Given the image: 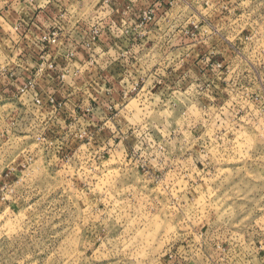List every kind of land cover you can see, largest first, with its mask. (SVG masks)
Listing matches in <instances>:
<instances>
[{
  "label": "clouds",
  "instance_id": "clouds-1",
  "mask_svg": "<svg viewBox=\"0 0 264 264\" xmlns=\"http://www.w3.org/2000/svg\"><path fill=\"white\" fill-rule=\"evenodd\" d=\"M206 3L0 0V264H264V0Z\"/></svg>",
  "mask_w": 264,
  "mask_h": 264
},
{
  "label": "rangeland",
  "instance_id": "rangeland-1",
  "mask_svg": "<svg viewBox=\"0 0 264 264\" xmlns=\"http://www.w3.org/2000/svg\"><path fill=\"white\" fill-rule=\"evenodd\" d=\"M223 3V0H208V3L205 4L204 8L206 12L209 15H215L217 18L216 21V28L225 31L226 29L229 28V26H234L236 21H234L231 18V14L227 12L225 8H223L221 5ZM215 31V29H213ZM243 35V30L238 31L235 36H228L229 41H238L239 37ZM221 39L223 40V36H221ZM225 43H227L225 41ZM238 43V42H237ZM229 47H231L229 45ZM262 61H264V52H261L259 48H253L251 52L248 55V62L245 64V68L249 70V73H251L252 67H262ZM253 72H256V69H252ZM99 134V133H97ZM208 135L211 136L212 132L211 130L208 132ZM83 148V146H81ZM115 155L119 156V153H116ZM197 167H201L200 165H197ZM15 184V178L14 177H8L5 180H0V191L6 190L8 194L15 195L18 193V188L14 186ZM62 190L58 186H53L52 189L49 191L48 198L46 203H51L53 205L58 204L59 201L61 200V196L58 195V193H61ZM13 210L15 209V206H12ZM206 231L205 229L201 230ZM196 239H201L200 236H196ZM227 245H221L222 248L226 247Z\"/></svg>",
  "mask_w": 264,
  "mask_h": 264
},
{
  "label": "crops",
  "instance_id": "crops-1",
  "mask_svg": "<svg viewBox=\"0 0 264 264\" xmlns=\"http://www.w3.org/2000/svg\"><path fill=\"white\" fill-rule=\"evenodd\" d=\"M32 15H33V14H31V13H28V14L21 13V14H20V19H21V21H23V20H28L29 17L32 16ZM13 16H15V13L13 14Z\"/></svg>",
  "mask_w": 264,
  "mask_h": 264
}]
</instances>
